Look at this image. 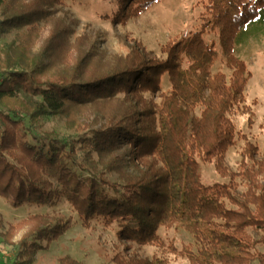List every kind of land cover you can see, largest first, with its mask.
<instances>
[{"label": "trees", "instance_id": "obj_1", "mask_svg": "<svg viewBox=\"0 0 264 264\" xmlns=\"http://www.w3.org/2000/svg\"><path fill=\"white\" fill-rule=\"evenodd\" d=\"M113 1L111 21L124 25L161 0ZM63 2L0 0V39L15 32L0 48V198L12 208L65 199L84 225L118 222L122 249L112 264H172L168 253L188 264H264V252L255 249L264 245V120L262 147L240 135L237 170L225 162L240 134L234 116L247 114L253 123L245 98L250 72L234 56L235 40L264 0H206L199 30L169 39L159 54L135 41L111 63L79 49L62 60L69 31L52 24L51 13ZM41 22L52 26L35 55ZM207 28L217 32L228 74L211 71L218 52L204 40ZM88 105L92 125L78 116ZM56 114L76 131L72 137L37 129ZM120 148L124 156L115 154ZM198 160L227 181L205 184ZM69 223L39 214L6 223L0 215V241L9 252L0 264H32ZM161 228H182L193 241L166 245ZM136 245L165 254L142 257ZM57 264L81 263L63 256Z\"/></svg>", "mask_w": 264, "mask_h": 264}, {"label": "rangeland", "instance_id": "obj_2", "mask_svg": "<svg viewBox=\"0 0 264 264\" xmlns=\"http://www.w3.org/2000/svg\"><path fill=\"white\" fill-rule=\"evenodd\" d=\"M205 2L206 0H161L149 7L139 17L122 25L114 24L111 21V12L114 8L113 0H64L61 6L53 8L51 17L55 19L52 24L57 22L65 28L67 27L69 31L70 47L64 53L62 60L66 58L71 60L77 54L75 49H79L80 52L83 51V54L91 55L94 61L102 60L105 63H111L115 55L126 54L129 46L135 41L141 43L146 51L159 54L160 46L169 39L182 35L187 36L188 33L199 30L204 22L201 14L205 11ZM104 15L109 16L105 18ZM52 24L41 22L36 43L32 46L33 54L36 55L40 52L44 41L49 37ZM14 34L15 32H12L2 37L0 48L8 43ZM203 37L206 43H213L218 52V59L211 71H222L228 74L229 70L225 66V58L221 53L217 32L207 28ZM80 39L82 42L79 41ZM234 56L242 60L250 72V79L245 88V98L253 112V123L251 126L248 125L247 114L234 116L236 129L240 134L237 135L236 144L228 149L225 156L227 166L233 171L237 170L240 160L239 152L244 146V139L240 135L244 134L260 148L263 143L260 124L264 120V9L253 21L239 29L235 40ZM169 87L167 77L164 76L161 85L162 91L169 90ZM198 112L196 110V113ZM78 116L80 121L92 125L94 106L88 105L85 112ZM99 124L100 122L95 127ZM37 129L53 131L63 137H72L76 133L74 129L67 127L66 117L60 114L44 116ZM125 151L120 148L116 150L115 154L124 156ZM94 159L97 160L98 157L94 156ZM198 162L205 184L227 181L226 178L215 172L213 165L200 160ZM116 176L117 174L112 173L106 175L110 181H115ZM34 214L60 216L70 223L69 228L51 242L48 249L36 252L32 264H57L58 259L63 256H70L81 264H112L111 257L116 250L122 249L117 238L118 222L104 225L101 221L93 219L89 225H84L76 211L65 199H60L54 204H25L18 208H12L0 198V215L6 223H15ZM28 227L20 229L13 240L17 241ZM159 235L166 245L172 241L177 249L193 241L192 236L182 228H161ZM134 249L142 257L148 258H152L153 255L165 254L151 246L136 245ZM255 249L264 252V245L259 244ZM7 256H9V252L5 251L3 243L0 241V262ZM168 257L172 264H188L185 259L179 256L168 253ZM253 264H257V262Z\"/></svg>", "mask_w": 264, "mask_h": 264}]
</instances>
